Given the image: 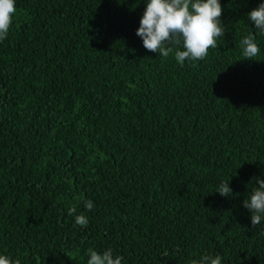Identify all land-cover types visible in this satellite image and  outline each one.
Returning <instances> with one entry per match:
<instances>
[{"label": "trees", "instance_id": "trees-1", "mask_svg": "<svg viewBox=\"0 0 264 264\" xmlns=\"http://www.w3.org/2000/svg\"><path fill=\"white\" fill-rule=\"evenodd\" d=\"M147 2L14 0L0 41V256L264 264V218L253 227L243 207L264 181V35L247 15L264 0H218L224 36L183 66L182 46L164 57L136 35ZM250 32L260 53L246 59Z\"/></svg>", "mask_w": 264, "mask_h": 264}, {"label": "clouds", "instance_id": "clouds-1", "mask_svg": "<svg viewBox=\"0 0 264 264\" xmlns=\"http://www.w3.org/2000/svg\"><path fill=\"white\" fill-rule=\"evenodd\" d=\"M16 9L14 0H0V41L6 39L12 16ZM222 14L218 0H148L145 13L140 20V27L136 35L141 38L143 47L153 53L167 57L172 51L168 45L175 44L184 48L176 51L175 59L183 66L185 60H201L206 57L210 48L217 47V40L224 36L226 30L219 17ZM249 21L255 26L259 34L264 35V3L248 14ZM243 56L253 59L260 53L254 33H249L240 41ZM258 187L252 189L251 194L243 201V207L251 213L253 227L261 223L264 218V181L255 178ZM221 196L231 194L229 181L221 182L215 190ZM87 210H92V201H85ZM76 208L69 209V215L75 213ZM75 223L86 227L88 218L77 215ZM87 264H122L121 256H113L109 248L102 254L92 249L88 250ZM219 255H203L190 264H221ZM0 264H20L9 257L0 256Z\"/></svg>", "mask_w": 264, "mask_h": 264}]
</instances>
